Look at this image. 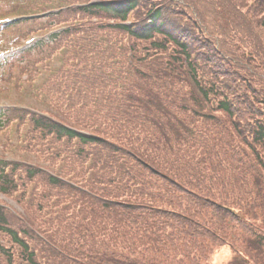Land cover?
Here are the masks:
<instances>
[{
  "label": "trees",
  "instance_id": "1",
  "mask_svg": "<svg viewBox=\"0 0 264 264\" xmlns=\"http://www.w3.org/2000/svg\"><path fill=\"white\" fill-rule=\"evenodd\" d=\"M133 10L137 30L103 22ZM81 13L96 43L78 55L96 59L61 109L95 136L34 119L29 151L42 159L53 133L58 174H0L25 212L0 206V264H213L225 245L227 264H264V0L101 1L61 18ZM102 38L121 41L108 59Z\"/></svg>",
  "mask_w": 264,
  "mask_h": 264
},
{
  "label": "rangeland",
  "instance_id": "2",
  "mask_svg": "<svg viewBox=\"0 0 264 264\" xmlns=\"http://www.w3.org/2000/svg\"><path fill=\"white\" fill-rule=\"evenodd\" d=\"M4 1H11V0H4ZM2 36L6 37V34L0 31V37ZM2 71H3V65L0 64V74L2 73ZM235 255L236 254L234 250L230 246L225 245L220 247L217 251H215V253L211 255L210 261L213 264H227L233 259Z\"/></svg>",
  "mask_w": 264,
  "mask_h": 264
}]
</instances>
